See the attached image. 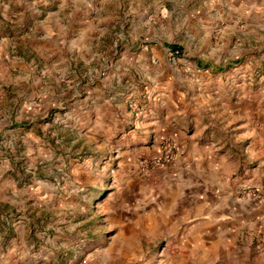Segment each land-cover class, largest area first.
<instances>
[{
    "label": "rangeland",
    "instance_id": "obj_1",
    "mask_svg": "<svg viewBox=\"0 0 264 264\" xmlns=\"http://www.w3.org/2000/svg\"><path fill=\"white\" fill-rule=\"evenodd\" d=\"M259 26L264 0H0L11 264H264Z\"/></svg>",
    "mask_w": 264,
    "mask_h": 264
},
{
    "label": "crops",
    "instance_id": "obj_2",
    "mask_svg": "<svg viewBox=\"0 0 264 264\" xmlns=\"http://www.w3.org/2000/svg\"><path fill=\"white\" fill-rule=\"evenodd\" d=\"M258 29H259V32H260L262 38H263V35H264V27L259 26ZM179 113H180L179 115H183L184 117H185V115H187V114H185V112L184 113L179 112ZM239 114H240V111H239ZM173 123H174V126H173ZM238 124H236V125H238V126L241 125L240 122ZM252 127H254V126H252ZM185 129L186 128L184 126H182V119L181 118H175L172 121V128H171V130H170V127H168V126L166 127V131L167 132L169 131V134H170L169 136H173V137L175 136L179 140L180 139L183 140V139L187 138V134H186ZM174 130H177V132L174 131ZM259 160H260V164H264V150H262V154H261V157L259 158ZM256 171L257 170H252V169L248 170L247 169L245 171L244 175L242 177H239V178L240 179H243L244 177H252L254 175V172H256ZM262 172L264 173V171H262ZM239 178L237 180H239ZM235 183H237V181ZM256 209L257 208H255V209H253V208L248 209L247 206H245V207L242 208V210H241V218L239 220H235L234 224H232V226L235 227V232H233L232 234L237 235V233L239 231L238 230V227H244V226H250V227H252L255 224V222L253 223L252 220L255 218L254 216L257 214V210L258 209L257 210ZM249 214H250L251 217L250 218L248 217V219H246V216L249 215ZM253 214H254V216H252ZM4 223L10 225V222H7L6 223L5 220H3V219L0 218V240H3V238L1 237V235L3 234L2 227H4ZM232 230L233 229H231V231ZM20 235L23 236L24 235V232L23 233H20ZM0 244H1V241H0ZM10 256H11V254L7 255V254H5L3 252V250L0 249V264H11ZM12 257L13 256H11V258Z\"/></svg>",
    "mask_w": 264,
    "mask_h": 264
},
{
    "label": "built area",
    "instance_id": "obj_3",
    "mask_svg": "<svg viewBox=\"0 0 264 264\" xmlns=\"http://www.w3.org/2000/svg\"><path fill=\"white\" fill-rule=\"evenodd\" d=\"M169 157H170L169 154H167V156L165 157V159H169Z\"/></svg>",
    "mask_w": 264,
    "mask_h": 264
}]
</instances>
